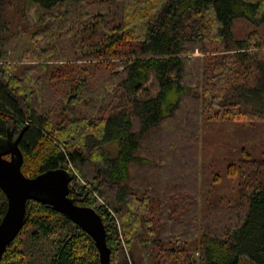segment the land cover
Returning <instances> with one entry per match:
<instances>
[{
  "label": "trees",
  "instance_id": "obj_1",
  "mask_svg": "<svg viewBox=\"0 0 264 264\" xmlns=\"http://www.w3.org/2000/svg\"><path fill=\"white\" fill-rule=\"evenodd\" d=\"M236 18L263 24L264 0H0V144L22 133L26 176L73 172L110 264H264V139L230 163L202 156V121L264 131V38L235 39ZM211 174L235 182L234 203L202 191ZM7 207L0 187V222ZM36 254L100 264L87 232L29 199L0 264Z\"/></svg>",
  "mask_w": 264,
  "mask_h": 264
},
{
  "label": "water",
  "instance_id": "obj_2",
  "mask_svg": "<svg viewBox=\"0 0 264 264\" xmlns=\"http://www.w3.org/2000/svg\"><path fill=\"white\" fill-rule=\"evenodd\" d=\"M21 134L10 149L5 148L4 142L0 144V187L8 199L7 210L0 222V262L7 246L25 225L27 201L33 199L73 220L94 239L100 264H110L111 250L102 217L94 208L79 205L69 197L73 172L56 168L35 177L26 176L22 172L23 154L18 147ZM6 154H10V158H6Z\"/></svg>",
  "mask_w": 264,
  "mask_h": 264
},
{
  "label": "rangeland",
  "instance_id": "obj_3",
  "mask_svg": "<svg viewBox=\"0 0 264 264\" xmlns=\"http://www.w3.org/2000/svg\"><path fill=\"white\" fill-rule=\"evenodd\" d=\"M13 21H14V30L17 28H27L28 23L22 22L21 25L18 26V19L20 16V13H14ZM31 15L35 16L34 9L31 11ZM252 31H258L261 36L264 38V23L263 24H254L244 18H236L233 21L232 26V33L235 39H244L250 32ZM202 156L206 160L207 164H211L215 160L216 163H230L231 161H237L242 153V147L244 145H252L255 144L259 146L261 143V140L264 139V131L262 130L261 135H259L255 139H249L245 135H239L237 134V129L239 128V124L233 123L231 124L230 129L226 127H221V124H218L213 121H202ZM245 124H242L241 127H244ZM239 126V127H238ZM206 137L209 139L208 144H203V139ZM216 140L214 142L213 139ZM204 146V147H203ZM252 156L256 158H261V156H264L261 153L252 152ZM73 169V167H71ZM220 170L216 172L219 173ZM212 172V171H211ZM213 174V172H212ZM211 174L210 180H207V184L205 185V189L202 191H205V193H209L208 195L212 196L215 195L216 199L217 197L220 198V203L222 205H228L230 203H234L235 200L238 197L237 193V187L234 181H232L231 177L229 175H225L226 180L223 181L221 179L215 180L213 178V174ZM215 174V175H216ZM80 183H82L81 180ZM227 183H229L227 185ZM201 186H204L203 181L201 182ZM216 187L217 190H214ZM203 188V187H202ZM212 192V193H210ZM99 202H103L101 199ZM202 208L204 207L205 202L200 201ZM50 249L49 246H46L45 250ZM45 260H42L41 257H39L38 254L35 255L33 258L32 264H43Z\"/></svg>",
  "mask_w": 264,
  "mask_h": 264
}]
</instances>
